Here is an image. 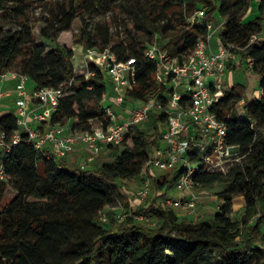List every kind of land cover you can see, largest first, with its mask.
<instances>
[{
    "label": "trees",
    "instance_id": "trees-1",
    "mask_svg": "<svg viewBox=\"0 0 264 264\" xmlns=\"http://www.w3.org/2000/svg\"><path fill=\"white\" fill-rule=\"evenodd\" d=\"M36 2L41 13L34 19L32 0H0V76H25L33 89L70 81L50 124L69 123L74 132L107 123L102 102L109 87L104 71L90 63L81 65L77 73L72 62L73 45L99 48L98 35L102 38L100 49L109 47L118 60L135 59L127 97L144 101L170 89L155 80L157 60L145 55L148 45L140 37L128 31L109 45L108 26L87 20L113 10L127 16L151 42L157 36L154 43L180 63L194 49L196 40L209 33L207 23L217 11L224 19L218 38L238 56L226 69L245 66L252 70L259 96L245 98V87L233 84L214 106L226 123L227 141L239 145L244 156L226 173L200 170L194 175L197 188L215 183L221 186L216 193L219 208L197 222L182 220L174 208L163 207L153 197L134 210L157 218V227L145 226L129 215L115 231L97 223L99 212L116 200L118 182L134 179L145 166L158 195L162 186H174L177 172L157 178L147 166L152 150L160 143L165 113H153L147 128L133 126L123 144L115 147V157L94 168L67 169L61 159L46 158L21 131L19 141L8 152L2 149L0 159V264H249L253 253L260 255L257 264H264V0L258 1L256 16L247 21L242 17L251 0ZM199 10L203 11L199 21L189 22ZM76 17L83 23L78 34L72 33ZM36 23H40L37 35ZM41 39L53 41L54 48L47 51ZM16 119L11 112L0 115V129L8 142L18 129ZM196 157L193 151L191 159ZM8 190L14 194L5 201ZM237 196L244 200L239 216L232 210V205L237 207L242 201L234 199Z\"/></svg>",
    "mask_w": 264,
    "mask_h": 264
},
{
    "label": "built area",
    "instance_id": "built-area-1",
    "mask_svg": "<svg viewBox=\"0 0 264 264\" xmlns=\"http://www.w3.org/2000/svg\"><path fill=\"white\" fill-rule=\"evenodd\" d=\"M196 14L199 17L203 12L198 11ZM207 28L209 33L205 38L196 40L194 49L181 63L169 56L165 50H161L156 43L145 48V55L157 60L155 80L170 89H166L165 93L154 94L144 101L126 96V90L131 88L134 77L133 57L118 60L109 47L84 49L82 65L95 63L104 71L108 87L110 85L111 88L104 96L108 97L111 103L103 108L107 123L94 124L88 131H72L66 134L63 125L49 123L51 114L64 96L65 89L70 86V81L57 87L26 91L24 89L26 77L18 74L19 96L15 101L18 129L10 142L6 141L5 132L0 129V149L8 152L11 146L19 141L21 131L27 134L28 140L36 148L44 152L46 158L66 157L79 142L88 149L79 166L83 169L94 161L104 145L121 146L126 133L133 126L141 127L148 123L153 113H165L166 121L160 134V143L152 150L147 166L150 174L155 177L156 174L168 170L178 173L174 188L181 193V197L174 199L164 196L160 205L174 209L183 207L192 211L198 201L194 175L200 170L226 173L244 156L240 154L239 145L227 141L226 123L214 110V106L225 92L221 80L227 65L229 62L237 61L238 56L221 43L218 35L217 49L212 50L209 42L212 24L207 23ZM254 38L255 36L251 40ZM6 74L16 73H3L0 78ZM29 103L38 107V110L32 112L31 118L36 123H45V127L29 125ZM124 103L126 104L123 105ZM114 106L124 111L126 115L120 117ZM241 111L238 110V113L241 114ZM193 151L197 155L195 159H191ZM141 176V183L135 191V196L139 200H144L152 189L151 177L146 175V166ZM102 211L99 215L103 213L101 219L105 221V212ZM144 216L141 214L140 220L148 221ZM123 220L124 215L118 214L117 221Z\"/></svg>",
    "mask_w": 264,
    "mask_h": 264
},
{
    "label": "rangeland",
    "instance_id": "rangeland-1",
    "mask_svg": "<svg viewBox=\"0 0 264 264\" xmlns=\"http://www.w3.org/2000/svg\"><path fill=\"white\" fill-rule=\"evenodd\" d=\"M61 1H68V0H61ZM34 2L32 4V17L35 19L38 17L41 13V7L35 0H32ZM201 11V10H199ZM196 11L193 15H191L188 18L189 22L192 21H199L197 20V13ZM203 12V11H202ZM257 14V7L256 5L251 8L249 6L246 13L243 15L242 20L247 21L253 19ZM203 15V14H202ZM200 15L199 17H201ZM87 20L90 23L104 25L106 24L108 26V38H109V45L113 44L117 41H120L124 38V36L130 31L132 35H135L136 37H140L141 40H143L144 45H150L153 44L157 36L152 37L151 40H148L147 36H143V34L136 30L133 27L132 22L130 19L125 16L124 14H120L117 10L109 11L102 15H97L91 18H87ZM224 19L219 16L218 12L216 11L213 15V20L211 22L212 24V30L210 34V45L212 48H217V35L220 32L222 28V23ZM83 23L81 22V19L79 17H76L73 24H72V33H79ZM40 23H36V26L34 28V32L37 35V31L39 29ZM41 42L45 46L46 50L49 51L54 48V42L47 39H41ZM97 47L100 48L102 46V38L101 35H98L97 37ZM73 51L74 55L72 57V62L74 64L75 70L77 73H79L81 69V59H82V52L84 49L79 44L73 45ZM222 88L225 90H228L233 84H241L245 87L244 89V96L248 99L257 98L259 96V87H258V79L257 76L252 72V70L247 69L245 66H239L236 68H233L230 70H226L224 72V75L222 77ZM28 85H32L31 81L27 82ZM237 111L240 110V105L237 106ZM69 125V123H68ZM148 124H144L143 127L147 128ZM119 149V148H117ZM117 152V150L115 151ZM67 169H70V167H67ZM39 172H42V169H39ZM167 172H172V170H168ZM169 173V175H170ZM156 177L161 178V173L156 174ZM141 174L135 177L132 180H122L119 181L117 184V187L115 188V195L116 200L111 204L105 207V209L102 212H105L106 220L103 221L102 214L99 215L97 219V223L106 228L111 229L115 231L119 225L124 223L126 215H129L135 219V221H138L139 223L148 226V227H157L159 224V221L157 218L151 217L147 215L146 213H139L135 212V207L140 205H146L153 197H155V200L157 203L160 204L162 198L164 196H169L174 199H178L181 197V193L177 191L174 186L171 187H165L164 190H160L161 193L158 195L154 189H151L149 196L144 200H139L135 196V191L139 184L141 183ZM221 186L217 183L211 185L209 188H197L195 187L196 194L198 195V201L195 206V208L192 211L183 209V207H175L176 213L181 217L184 221L189 222H197L202 219H207L211 213L214 211V207L216 205V193L219 191ZM13 191L8 190L6 194L5 201L10 199L13 196ZM235 199H241L240 196H237ZM29 200H37L34 198H29ZM242 200V199H241ZM218 201V200H217ZM206 206L207 210L204 208L200 211L199 206L200 205ZM232 210L236 216H239L243 213V202L241 201L237 207L232 205ZM123 214L124 220L123 221H117V215ZM141 214L145 215L144 217L148 218L147 220H140ZM181 214V215H180ZM152 223H155V225H152ZM260 255L258 253H253L249 259V264H257V258Z\"/></svg>",
    "mask_w": 264,
    "mask_h": 264
},
{
    "label": "crops",
    "instance_id": "crops-1",
    "mask_svg": "<svg viewBox=\"0 0 264 264\" xmlns=\"http://www.w3.org/2000/svg\"><path fill=\"white\" fill-rule=\"evenodd\" d=\"M258 1L259 0H251L250 7L253 8V6H255V5L257 7ZM216 49L217 48H212V50H216ZM228 71L230 72V70H228ZM27 82H28V80H26V82L24 84V89L26 91L33 90V83L31 82L32 85L29 86ZM19 85H20V78H19L18 74H15V75L6 74L5 77L0 78V115L7 113V112H11V113L16 115L17 106H16L15 101L19 96L18 95ZM110 89L111 88L109 85V92H110ZM102 103L104 106L111 104L108 97H106V98L104 97V101ZM125 104L126 103H124L123 105H125ZM28 109H29V112H28V123H29V125H32V126L40 125L42 127H45V125L43 123H36L31 118L32 112L35 109L38 110V107L33 105L32 103H29ZM114 109L116 111H118V113L120 114L119 115L120 117H123L126 115L124 111H122L121 109H118L115 106H114ZM63 126H64V132L66 134H70L72 132L68 123L64 124ZM115 151H116L115 147H109V146L104 145L103 148L100 150V152L95 156L94 161L92 163L88 164L87 167L88 168H94L102 162L111 161L117 153ZM87 152H88L87 147L83 143L78 142L74 145L73 150L66 157L61 158V160H62L63 164H65L66 167H70V168L79 167L80 164L83 162ZM1 154H2V149H0V159H1ZM165 173H167V172H165ZM164 189H165V187L162 186L161 190L166 192V190H164ZM235 198H237V197H235ZM240 198L242 199V202L244 205L243 197L240 196ZM199 208L201 211L202 209H204V208L206 209L207 207L201 204L199 206ZM218 208H219V202L217 201V198H216V205H215L214 211L212 213H214ZM183 209H185V208H183Z\"/></svg>",
    "mask_w": 264,
    "mask_h": 264
}]
</instances>
